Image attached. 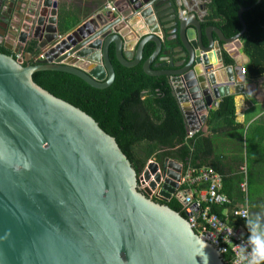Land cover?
<instances>
[{"label":"water","instance_id":"1","mask_svg":"<svg viewBox=\"0 0 264 264\" xmlns=\"http://www.w3.org/2000/svg\"><path fill=\"white\" fill-rule=\"evenodd\" d=\"M58 5L0 0V43L11 51L0 52V264H224L165 203L179 188L180 162L148 160L141 176L115 137L33 74L66 72L103 89L115 77L111 44L116 60L134 67L153 42L143 71L168 78L188 130H200L221 98L263 95L264 75L240 72L250 61L241 40L246 8L242 29L227 37L203 28L194 11L170 15L167 0H115V12L99 10L70 31Z\"/></svg>","mask_w":264,"mask_h":264},{"label":"trees","instance_id":"2","mask_svg":"<svg viewBox=\"0 0 264 264\" xmlns=\"http://www.w3.org/2000/svg\"><path fill=\"white\" fill-rule=\"evenodd\" d=\"M205 7L207 14L201 22L202 27L217 26L227 37L236 35L242 29L238 11L240 7L246 8L242 17L247 28L241 37L244 52L250 58L244 65L246 75H263L264 0H209ZM63 14L62 12L61 19L75 18L69 12ZM154 47L153 42H147L141 62L134 67H125L116 60L114 46L111 44L109 55L115 77L103 89L94 88L79 77L61 71H37L33 74V80L55 96L91 115L104 131L115 137L137 173H141L145 163L152 158L160 164L166 158L173 159L181 162L184 167L188 164L194 167L210 165L222 175V191L231 199L228 205L211 206V210L219 213L221 217H224L225 209L230 212L233 207L245 201L244 192L239 186L243 178L239 167L246 160L249 166V211L264 213L259 204L256 206L254 199L256 195L262 194L260 184H264V177L260 176L261 149L264 152V145H260V129L258 134L246 136L243 125L235 121L234 95H227L220 99L217 108L208 112L209 134L199 130L192 137H188L185 117L168 78L163 75H148L142 69V63L152 54ZM0 52L10 53L2 44ZM223 56L226 63L232 62L227 54L224 53ZM158 61L156 59L154 64ZM159 63L160 66L156 68L166 66V62ZM219 134L226 137L225 144L234 149L233 160L215 154ZM232 163L237 168L232 167ZM165 203L185 216L182 205L175 197ZM229 219L230 224L237 225L242 222L239 218L233 221L231 216ZM229 258V254H223L224 264H229Z\"/></svg>","mask_w":264,"mask_h":264},{"label":"built area","instance_id":"3","mask_svg":"<svg viewBox=\"0 0 264 264\" xmlns=\"http://www.w3.org/2000/svg\"><path fill=\"white\" fill-rule=\"evenodd\" d=\"M205 0H175L178 7V14L185 18L191 11L196 12L202 21L206 15ZM113 1H107L101 10H111L115 12ZM19 57V54H16ZM39 58H44L43 54ZM241 74H246V68L242 65ZM218 102H214L210 108H217ZM199 130H188V137H192ZM182 164V163H181ZM240 172L243 178L240 182V189L244 192L245 201L235 207L230 212L223 211L224 217L212 211V205L225 206L231 203V199L222 191V175L210 165L194 167L190 164L184 167L182 164V177L179 188L173 194L182 205L187 221L192 229L202 239L209 242L219 253L229 254V264H236L237 245L247 239V229L243 218L245 210L249 211L248 204V182L247 169L242 167ZM142 176V172H141ZM141 184V181H140ZM205 185L201 187V185ZM144 184H141V188ZM158 191H154L151 196L157 197ZM250 212V211H249ZM241 219L242 222L235 225L230 224L229 217Z\"/></svg>","mask_w":264,"mask_h":264},{"label":"crops","instance_id":"4","mask_svg":"<svg viewBox=\"0 0 264 264\" xmlns=\"http://www.w3.org/2000/svg\"><path fill=\"white\" fill-rule=\"evenodd\" d=\"M101 1L102 3L100 4ZM107 1L114 2L115 0H59L58 13H57L58 22L59 24L64 25L65 28H67V31H70L71 29L80 25L87 17H91L97 11L101 10L103 5H105ZM62 12L64 13L63 15H65V12H69L75 18H72V20L68 19L67 17H64V19H61L60 17H61ZM24 48H26V45H24ZM243 51H244V48H243ZM127 53L129 55L132 54V52H130L129 50ZM169 54L172 56L176 55V53L174 52H170ZM246 63L248 62L243 63V66ZM166 66H167V62H166ZM263 75H260L258 77H250L245 74V76L249 80L257 79L259 77H262ZM261 87L264 88V82L261 84ZM234 104H235V115H236L235 121L243 125L244 133L246 134V136H250V134L252 135V133L258 134L259 133L258 130L260 129V145H262L261 147H263L264 145V92H263V95L261 96L260 102L255 101V99L252 96H248L246 94H234ZM211 109H214V108H211ZM197 119L199 121V118ZM200 131H203L209 134L207 119L204 124H201ZM221 135L219 134L216 139L218 143L216 145L215 154L219 155L221 158L224 156V157H227L233 160V157L235 156V151L229 145L227 146L225 144L224 141L226 137L221 136ZM243 156H245V153H243ZM232 167L237 168L235 167L234 163H232ZM242 167H246L247 173L249 174V166L247 165L246 160L242 165H240L239 170H241ZM251 171H252V168H251ZM260 176L264 177L263 149H261L260 151ZM260 191L261 193L264 192L263 182L260 184ZM261 195L262 194H260V196ZM260 207L262 209L264 208L262 203L260 204Z\"/></svg>","mask_w":264,"mask_h":264},{"label":"clouds","instance_id":"5","mask_svg":"<svg viewBox=\"0 0 264 264\" xmlns=\"http://www.w3.org/2000/svg\"><path fill=\"white\" fill-rule=\"evenodd\" d=\"M247 239L237 245L236 264H264V213L245 210Z\"/></svg>","mask_w":264,"mask_h":264},{"label":"flooded vegetation","instance_id":"6","mask_svg":"<svg viewBox=\"0 0 264 264\" xmlns=\"http://www.w3.org/2000/svg\"><path fill=\"white\" fill-rule=\"evenodd\" d=\"M167 3L170 4L169 6V12H170V15H172L173 12H171L173 9H174V12H177L178 11V7H177V4L175 3L174 0H167ZM202 22V21H201ZM1 44V43H0ZM11 52V51H10ZM154 199L156 200H159V201H162L161 199L157 198L155 195L152 196Z\"/></svg>","mask_w":264,"mask_h":264},{"label":"rangeland","instance_id":"7","mask_svg":"<svg viewBox=\"0 0 264 264\" xmlns=\"http://www.w3.org/2000/svg\"><path fill=\"white\" fill-rule=\"evenodd\" d=\"M207 2H209V0H205V2L203 3V4H206ZM205 9H206V7H205ZM206 14H207V9H206ZM149 160H151V159H149ZM152 160H155V158H152ZM143 170V169H142ZM240 171V170H239ZM255 200H256V206H257V204H263V206H264V193H262V195L260 196V194L259 195H256V197L254 198ZM260 210H261V208H260ZM263 211H264V208L262 209Z\"/></svg>","mask_w":264,"mask_h":264},{"label":"bare ground","instance_id":"8","mask_svg":"<svg viewBox=\"0 0 264 264\" xmlns=\"http://www.w3.org/2000/svg\"><path fill=\"white\" fill-rule=\"evenodd\" d=\"M211 108L209 107V110H210Z\"/></svg>","mask_w":264,"mask_h":264}]
</instances>
